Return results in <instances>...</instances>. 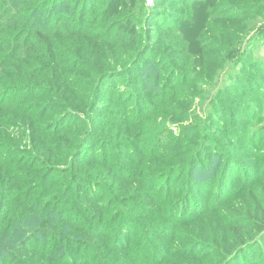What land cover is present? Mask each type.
<instances>
[{
  "label": "trees",
  "instance_id": "1",
  "mask_svg": "<svg viewBox=\"0 0 264 264\" xmlns=\"http://www.w3.org/2000/svg\"><path fill=\"white\" fill-rule=\"evenodd\" d=\"M0 264H264V0H0Z\"/></svg>",
  "mask_w": 264,
  "mask_h": 264
},
{
  "label": "rangeland",
  "instance_id": "2",
  "mask_svg": "<svg viewBox=\"0 0 264 264\" xmlns=\"http://www.w3.org/2000/svg\"><path fill=\"white\" fill-rule=\"evenodd\" d=\"M147 3L148 4H151L152 3V0H147ZM203 11H198L197 13H196V16H195V18H196V23H195V25L194 26H192L191 28H188V29H186L185 31H186V34H185V36L186 37H188L189 38V40H190V42L192 43V44H194V43H196L192 48H195V49H198V47H197V34H198V29H199V23H200V21L202 20V18H203ZM258 52L259 53H257V51H255V54H256V56H257V54H262L263 53V49H262V47H259V49H258ZM205 107H206V105H205ZM196 112H198V109L196 110ZM199 113H204V112H201V111H199ZM175 129H177V128H175ZM203 172H201V171H197L196 172V176L198 177V176H201V178H199V181H205V180H207V179H209V178H211V177H213V172L211 171V172H204L203 174H202ZM177 222V221H176Z\"/></svg>",
  "mask_w": 264,
  "mask_h": 264
}]
</instances>
